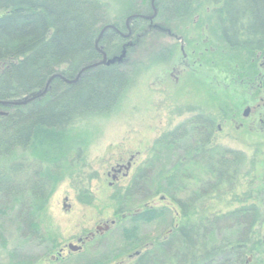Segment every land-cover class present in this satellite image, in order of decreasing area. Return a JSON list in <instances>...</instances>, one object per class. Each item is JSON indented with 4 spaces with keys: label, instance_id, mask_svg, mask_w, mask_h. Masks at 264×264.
<instances>
[{
    "label": "trees",
    "instance_id": "trees-1",
    "mask_svg": "<svg viewBox=\"0 0 264 264\" xmlns=\"http://www.w3.org/2000/svg\"><path fill=\"white\" fill-rule=\"evenodd\" d=\"M174 1L175 13L179 16L187 15L194 5L204 11L205 6L210 7L214 2L215 29L226 45L248 54L264 49V0ZM104 6L102 0H0V100L18 99L41 89L54 73L74 80L83 66L102 59L99 50L104 51L107 58L120 56L125 44L112 37L114 27H108L97 44L95 41L101 29L107 26ZM149 44L150 47L144 41L136 43L135 48H125L121 61L92 66L73 82L56 77L40 98L24 105L7 106L5 113L0 114V222L11 219L20 239L47 247L57 242V233L43 225L42 219L59 179L63 175L73 176L77 170L76 161L67 160L74 151L76 157L81 156L83 145L70 134L73 124L117 109L125 89L134 79L135 68L144 60L149 61L154 50L151 48L157 43L149 41ZM163 51L158 53L159 57H164ZM201 121L202 118L192 123ZM178 131L165 137L161 134L154 141L153 152H164V144L175 142L173 145H177ZM204 137L200 129V140H190L192 152H184V157L198 163L215 183L202 187L201 192L192 191L186 200L189 207L186 201L185 204L177 202L184 217L198 204L196 197L201 201L212 193L218 195L221 187L230 189L245 162L241 152L212 146ZM140 176L146 178L141 173ZM157 179L164 183V169L157 171ZM134 183L135 178L124 193L117 190L113 198L129 197ZM161 189L164 190V185ZM156 210L145 208L130 217L129 222L133 223L123 227V238L127 241L135 238L134 222H150L163 215ZM211 212L213 215L209 214ZM235 212H238L235 222L239 227L243 223L251 228L261 219L255 205L238 208ZM227 214H214L209 208L201 211L194 219H186L167 236L155 241L136 262L218 264L217 261L227 255L241 261L246 253L242 247L253 244L248 236L254 231L247 235L240 230L231 243L213 241L214 230L219 229L220 221ZM46 219H49L47 215ZM0 237L1 246L6 247L1 232Z\"/></svg>",
    "mask_w": 264,
    "mask_h": 264
},
{
    "label": "rangeland",
    "instance_id": "rangeland-1",
    "mask_svg": "<svg viewBox=\"0 0 264 264\" xmlns=\"http://www.w3.org/2000/svg\"><path fill=\"white\" fill-rule=\"evenodd\" d=\"M102 1L105 4L104 13L108 21L107 25L114 24L117 17L122 16L125 10L132 5L131 0ZM209 6L216 21L214 2ZM156 29L159 30V28ZM197 31V29L189 28L188 35L192 37L191 39H194L193 36ZM202 33L210 35V29H204ZM212 33L215 36L218 35L216 30ZM154 40L157 44H153L151 48H154L151 58L147 62L144 60L143 64L141 63L135 68L134 79L125 89L117 109L105 116L73 124L70 134L74 135L76 140L83 145L80 149L81 156L76 157L74 151L67 160H73V163L76 161L74 165L77 170L73 176L63 175L55 185L47 201L42 224L50 226L53 233H57V240H60V243L66 241L76 243V236L84 229L94 230L97 224L101 225L103 229L104 223L124 215L125 218L117 221L116 225L103 233L100 240L102 244L98 248L90 246L88 250L91 253L88 255L75 254L71 259V261L83 260L85 256H88V259L93 258V255L100 254L105 264H108L127 259L128 254L136 249H140L144 253L152 247L155 241L167 236L172 228L184 223L188 218L194 219L201 214V211L205 212L209 208L214 210V214L228 213V216L220 221L219 229L217 228L213 232L214 243L220 241L231 243L239 235L240 230L247 235L249 231H254L252 236H248L252 238L253 244L242 247L246 253L242 255L241 261L237 262L233 255H227L224 259L220 258V262H225L224 264H264V189L259 182L258 157L260 158V155H257L254 150L216 135L215 141L213 140L210 145L222 149L237 147L243 150L241 153L244 154L245 162L235 176L233 185L229 186L228 190L221 187L218 195L212 193L201 201L196 197L198 204L190 209L186 217L183 216L177 204V202H184V204L187 202L186 205L189 207V201L186 200L189 199L192 191L201 192L202 187L213 185L215 179L207 176L206 170L198 163L191 162L184 157L186 152L188 154L192 152L191 139L188 136L175 146L164 144V152H153L154 141L166 129L174 130L181 124L183 118L190 115L187 112L182 116L176 113L180 101L170 97L168 91L164 90V81L160 79L161 76H164L162 75L164 64L162 57H159L158 54L163 49L158 48H163L165 44H171L175 48L174 59L167 62L172 64L179 61L178 43L173 45L174 41L171 38L156 37ZM201 43L200 49H203L205 44ZM212 46L211 52H215L219 56L213 62L212 68L225 70L226 65L228 67L236 65L234 64L236 61L233 60L236 59V55L233 57L228 55V45L226 47L222 42L216 43L215 40L214 43L212 42ZM127 47L128 44L122 46V51ZM240 53L246 56L243 52ZM237 58H241V55ZM204 59V56L200 58L201 65L198 64L183 70L177 83L174 81V77L169 75L168 81L174 83V88H172L176 94L184 92L183 97L186 98L198 97L199 93L202 96L203 92H206L205 89L208 88L210 80L216 75V70L202 67L203 64H206ZM180 66L177 64L176 70ZM176 70L175 74L178 72ZM219 83L223 85L222 81L217 84ZM32 94L30 92L28 95ZM203 96L207 98L205 94ZM185 110H187L186 107ZM0 112H2L1 114L5 113L3 110ZM170 147L178 150H169ZM73 153L74 155H72ZM118 162H122L123 166H126L127 163L131 165L128 170L124 168L123 172L125 173L120 174L119 178L114 180L112 168ZM161 169H164V183L157 179V171ZM140 173L146 175V178H142ZM134 178L136 183L132 187L130 196L124 197L122 200L117 199L121 201L119 203L113 198V194L117 190L124 193L127 187L131 186ZM169 182L172 183L171 186ZM163 185L164 190L161 189ZM202 201L204 205H201ZM249 205L257 207V213L261 219L251 228H247V225L241 223V229L235 222L238 212L234 213V211ZM145 208L157 209L156 212H163V215L150 222H134L136 236L133 240L127 241L122 236L123 227H130L133 223L129 222L130 217ZM209 214L213 215L212 212ZM46 215L49 219H46ZM2 221L0 222V232L7 244L6 247H2L0 244V264L34 262L39 255H42L41 244L25 242L16 233L11 219ZM149 243L152 245L145 247ZM217 262L221 264L219 261Z\"/></svg>",
    "mask_w": 264,
    "mask_h": 264
},
{
    "label": "flooded vegetation",
    "instance_id": "flooded-vegetation-1",
    "mask_svg": "<svg viewBox=\"0 0 264 264\" xmlns=\"http://www.w3.org/2000/svg\"><path fill=\"white\" fill-rule=\"evenodd\" d=\"M131 2L132 5L125 10V13L120 17L118 16L114 24L110 23L115 28L112 37L117 38L120 43H128L127 49L135 48L136 43L144 41L149 46V41L154 43L156 37L161 39L171 38L174 41L172 42L173 45L178 43L180 51L178 62L167 63L170 59H174L175 48L171 44L164 45V57L162 58L164 64L162 75L164 76H161L160 79L164 81V90L168 91L170 97L173 99L177 98L176 101H180L176 113L182 116L187 112L190 115L183 118L181 124L176 126L174 130L169 131L166 129L164 137L179 130L176 136V139H178L177 144L187 136L191 140L197 139L199 141V130L203 129L204 138L209 141V144L213 140L215 141L216 135L226 138L229 142L241 143L245 148L248 147L252 151L254 150L257 155H260V158L258 157L260 165V172H258L259 182L264 189V49L257 50L255 53H244L246 56H243L230 46L227 52L230 57L236 55V59H233L236 61L234 63L236 65L229 67L226 65L227 70L212 68L213 62L219 57L215 52H211L213 48L212 42L214 43L216 40V43L219 41L224 46H228L225 45L220 36H215L212 33V31L216 30L215 19L209 7L201 11L198 7L194 8V5L187 15L183 13L179 16L180 14L177 15L175 13L174 0H131ZM161 4H163L162 8L160 7ZM156 28H159L160 31ZM189 28L198 30L193 36L194 39H191L192 37L188 35ZM204 29H210V35H204L202 33ZM158 33L160 34L159 36L157 35ZM201 42L205 44L203 49H200ZM239 55H241V58H237ZM202 56L205 57L204 60L206 62L202 67L216 70V75L210 80L208 88L205 89L206 92H203V95L205 94L207 98H204L203 95L201 96L200 93L198 97L186 98L183 97L184 92L176 94L173 89L174 83H169L168 81L169 75L170 77L173 76L175 79L173 80L177 83L183 70L202 64L200 63ZM177 64L181 65L178 70H176ZM175 70L178 71L176 72L177 74H175ZM221 81L223 85H221L222 83L217 84ZM216 86L218 87L216 88ZM185 107L187 110H185ZM5 108H8L7 105L0 107V111H5ZM201 118L203 121L198 124L197 122L192 123ZM193 128L194 130H191ZM231 148L232 150L243 152L240 148L229 147V149ZM169 150L177 151L178 149L170 147ZM123 165L122 162H118L112 168L114 172L112 178L114 180H117L120 174L123 175L125 173L123 172V170L125 171ZM123 218L125 216L120 215L117 219H111L109 222L104 223L103 229L99 224L94 227V230L84 229L76 236V243L70 241L60 243V240H57L56 243H52V246L49 247L44 244L41 246L43 249L42 255H39L34 262L20 263L105 264L100 254L93 255V258L88 259V256H85L83 260L71 261V259L75 254L88 255V253H91L88 250L90 246L98 248L102 244L100 240L103 233L109 231L116 225L117 221ZM70 244L73 246H69ZM151 245L152 243H149L145 247ZM142 254L140 249H136L131 254H128L127 259L108 264H138L136 260Z\"/></svg>",
    "mask_w": 264,
    "mask_h": 264
},
{
    "label": "water",
    "instance_id": "water-1",
    "mask_svg": "<svg viewBox=\"0 0 264 264\" xmlns=\"http://www.w3.org/2000/svg\"><path fill=\"white\" fill-rule=\"evenodd\" d=\"M135 16H138V15H135ZM108 27H114V26H112V25L104 26V27L101 29V31L99 32L97 39L95 40V41H96V44H97V42L99 41V39L101 38V36H102V34L104 33V31H105ZM124 46H126V44H125ZM99 51L102 52V59H101L100 61H97V62L93 63V64L83 66V67L79 70V72L77 73V76H76V78H75L74 80H71V81H70V80H67V79H65L64 77H62V75H61L60 73H54V74H52V75H50V76L48 77V79H47L45 85H44L41 89H36V90L32 91L31 94H32V93H33V94H32L31 96H29V95H25V96H23V97H21V98H18V99H13V100H0V103H1L2 105H7V106L24 105V104H26V103H28V102L34 101L35 99H38V98H40L41 96H43V95L47 92V90H48V88H49V85H50V82H51L54 78H56V77H61V78H63L65 81L73 82V81H75L76 79H78V77L80 76V74H81L84 70H86V69H88V68H90V67H92V66H96V65H98V64H111V63H113V62H115V61H121L122 58L124 57V54H125V50L123 49L122 54H121L120 56H118V57H112V58H107V56H106V54H105L104 51H102V50H99ZM36 91H38V92H36ZM123 167H124L126 170H128V168L130 167V163H128L126 166H123ZM69 246H73V245L70 244Z\"/></svg>",
    "mask_w": 264,
    "mask_h": 264
}]
</instances>
